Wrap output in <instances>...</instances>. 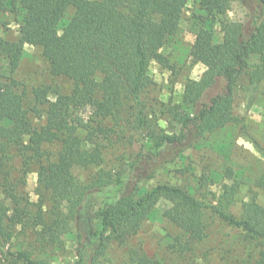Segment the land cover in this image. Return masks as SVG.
I'll return each instance as SVG.
<instances>
[{
    "label": "trees",
    "instance_id": "16d2710c",
    "mask_svg": "<svg viewBox=\"0 0 264 264\" xmlns=\"http://www.w3.org/2000/svg\"><path fill=\"white\" fill-rule=\"evenodd\" d=\"M188 2L10 0L22 14L19 38H0V58L10 73L26 45L42 48L51 74L70 82V89L58 94L61 104L75 113L88 110V115L76 120L49 112L37 128L15 81L0 82V152L19 149L27 163L37 166L41 202L37 215L30 217L31 205L20 207L23 199L5 189L0 200V264H9V255L14 264H49L34 258L29 249L4 254L13 217L39 228L47 243L54 241L56 231L71 236L76 244L71 264H96L111 243H126L160 200L171 204L165 217L182 232L176 247L186 251L203 238L202 214L207 207L192 193L167 184L147 191L139 184L152 179L151 164L182 159L199 139L237 122L232 113L237 77L249 74L264 81V0H198L191 57L207 69L199 81L185 84V108L178 113L180 132L167 134L148 119L142 94L150 62L162 61L161 49L177 31L172 22L156 17L180 15ZM235 5L242 9L238 21L227 17ZM71 9L74 12L64 23ZM219 81L224 82L223 90L205 102L207 92ZM50 93L49 88L33 90L40 105L48 102ZM124 140H128V160L113 170L102 167L104 152ZM45 145H55L56 154H45ZM76 169L89 174L78 180ZM212 210L220 222L264 244V204L243 202L239 216L222 207ZM48 214L54 216L51 224L46 221Z\"/></svg>",
    "mask_w": 264,
    "mask_h": 264
},
{
    "label": "rangeland",
    "instance_id": "374dc122",
    "mask_svg": "<svg viewBox=\"0 0 264 264\" xmlns=\"http://www.w3.org/2000/svg\"><path fill=\"white\" fill-rule=\"evenodd\" d=\"M9 2L0 0V38L14 41L20 36L22 14ZM197 3L198 0H189L180 15L156 17L169 20L177 31L161 49L162 61L150 62L147 88L142 99L148 119L167 134L180 132L178 113L185 108L182 104L185 84L190 80L199 81L207 69L206 65L194 62L191 57L196 32L193 14ZM73 12L72 9L67 12L64 23ZM227 17L240 20L242 9L233 6ZM214 30L219 38V27ZM0 66V82L15 81L17 91L25 95V109L37 128L44 124L49 112L72 115L76 120L88 115V110L75 113L61 104L58 94L67 92L70 82L51 74L42 48L26 45L13 73L2 58ZM223 87L224 82L219 81L214 89L207 92L204 101L222 91ZM36 88L50 89L47 103L40 105L35 101L33 90ZM232 113L238 119L236 123L205 135L195 146L183 152L182 159L160 160L151 164L148 167L154 171L152 179L139 184L147 191L167 184L192 193L207 207L202 214L203 238L186 251L176 247L177 239L182 240V232L165 217L171 204L160 200L138 233L124 244L111 243L96 264H264V244L250 240L240 229L220 222L212 210L222 207L239 216L243 202L264 204V81L257 82L249 74L237 77ZM131 135L127 134L128 137ZM32 137L37 139L36 135ZM29 140L30 137L25 138L26 143ZM43 150L45 154L54 156L57 147L45 145ZM129 153L128 140L108 148L104 152L102 167L115 169L119 163L128 160ZM73 174L76 179L84 180L89 173L76 169ZM39 180L37 166L27 163L19 149L0 152V200L6 196L5 189H9L23 199L20 207L29 203L31 207L28 208L34 212L30 217L36 216V206L41 204ZM12 215V211L9 212V217ZM48 216L46 221L51 224L54 216ZM12 222L9 240L3 247L4 254L29 249L34 258L49 264H71L75 260L76 244L71 236L56 231L54 241L47 243L43 241L39 228L25 225V218L13 217ZM9 264H14L10 255Z\"/></svg>",
    "mask_w": 264,
    "mask_h": 264
}]
</instances>
